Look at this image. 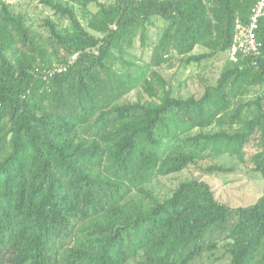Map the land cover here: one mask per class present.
I'll list each match as a JSON object with an SVG mask.
<instances>
[{"label":"trees","instance_id":"16d2710c","mask_svg":"<svg viewBox=\"0 0 264 264\" xmlns=\"http://www.w3.org/2000/svg\"><path fill=\"white\" fill-rule=\"evenodd\" d=\"M40 2L70 30L46 19L43 35L0 1V264H264V186L243 206L201 178L163 199L147 188L251 148L264 180V21L259 54L228 58L253 0ZM70 4L97 10L84 26ZM219 57L200 97L173 95L162 70Z\"/></svg>","mask_w":264,"mask_h":264},{"label":"rangeland","instance_id":"374dc122","mask_svg":"<svg viewBox=\"0 0 264 264\" xmlns=\"http://www.w3.org/2000/svg\"><path fill=\"white\" fill-rule=\"evenodd\" d=\"M8 5V9L15 14L23 16L26 25L31 26L34 30L43 35H48L49 32L44 25L46 19L53 21L57 30L66 33L70 30V22L67 18L55 15L47 6L43 5L40 0H0ZM52 2H62L64 0H50ZM102 3H110L112 0H99ZM77 19L85 26L88 18V13H94L97 9L95 5L90 4L86 9L75 4H70ZM162 23L158 22L157 27L149 28V36L154 40L158 33L161 32ZM136 54H139L138 44L134 49ZM203 51L201 48L194 50L195 54ZM224 58L212 59L208 62H202L199 65L187 67H175L171 70H162L163 76L171 81L173 95L186 98L190 95L200 97L203 92V82L208 81L213 84L219 76L221 68L224 64ZM204 81H203V80ZM262 90L259 88H250L246 95V99H253L259 95ZM137 98L136 92L128 95L125 100L134 102ZM255 151L253 148L246 149L244 152V161L242 162L234 155L223 154L216 157H208L200 161L197 165L189 166L186 170L179 174L168 177H159L152 180L147 188L153 192L157 199H163L170 194V191L181 180L188 178H201L207 181L215 191V196L223 203L231 206H243L253 202L261 194L264 186L262 177L251 171L249 159ZM217 165L225 168H231L233 171L227 174L207 175L202 170L208 166ZM221 252H217L220 255ZM191 264H229L228 258L219 261L208 260L206 257L197 259Z\"/></svg>","mask_w":264,"mask_h":264},{"label":"built area","instance_id":"2783aa9c","mask_svg":"<svg viewBox=\"0 0 264 264\" xmlns=\"http://www.w3.org/2000/svg\"><path fill=\"white\" fill-rule=\"evenodd\" d=\"M264 21V0H253L246 21H235V32L228 50L230 61L236 62L239 56H256L260 52L261 43L257 39L260 22ZM62 67L57 69L58 72Z\"/></svg>","mask_w":264,"mask_h":264}]
</instances>
